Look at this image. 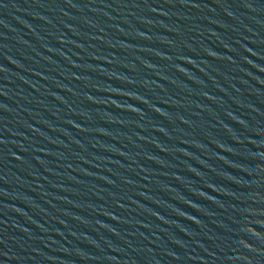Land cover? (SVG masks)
Listing matches in <instances>:
<instances>
[{
  "label": "water",
  "instance_id": "obj_1",
  "mask_svg": "<svg viewBox=\"0 0 264 264\" xmlns=\"http://www.w3.org/2000/svg\"><path fill=\"white\" fill-rule=\"evenodd\" d=\"M0 264H264V0H0Z\"/></svg>",
  "mask_w": 264,
  "mask_h": 264
}]
</instances>
